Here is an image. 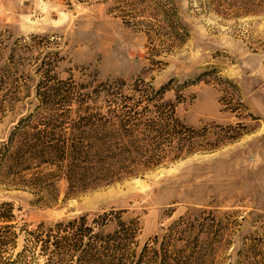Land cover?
Returning <instances> with one entry per match:
<instances>
[{
  "label": "rangeland",
  "instance_id": "obj_1",
  "mask_svg": "<svg viewBox=\"0 0 264 264\" xmlns=\"http://www.w3.org/2000/svg\"><path fill=\"white\" fill-rule=\"evenodd\" d=\"M131 2L0 0V146L35 111L37 88L56 89L55 102L90 101L103 98L102 83L121 80L159 87L171 79L165 98L178 119L242 134L94 190L71 191L57 179L50 205L39 201L44 190L0 185V203L14 205L12 253L22 229L114 211L137 221V253L148 243L176 257L209 228L215 245L203 247L205 264H264V0H169L188 33L180 44L149 16L156 10L141 15ZM34 257L30 264H44L46 255Z\"/></svg>",
  "mask_w": 264,
  "mask_h": 264
},
{
  "label": "trees",
  "instance_id": "obj_2",
  "mask_svg": "<svg viewBox=\"0 0 264 264\" xmlns=\"http://www.w3.org/2000/svg\"><path fill=\"white\" fill-rule=\"evenodd\" d=\"M130 4L142 7L141 15L148 8L156 10L149 16L160 17L178 44L188 37L175 9H166L169 0H132ZM170 82L159 87L144 80L128 87L123 80L102 83L103 98L90 101L64 98L55 102L56 89L53 93L37 88L40 100L35 111L18 119L1 143L0 185L44 190L46 195L39 201L50 205L57 179H64L71 191L94 190L198 151L211 152L242 134L233 125L197 130L178 119L175 103L165 98ZM126 88L129 94L124 93ZM72 112L78 116L71 118ZM13 211L12 203H0V264H30L36 252L46 255L44 264H205L208 252L203 247L215 245L213 233L202 228L176 257L161 254L148 243L137 253V221H125L119 212L109 211L90 219L81 215L22 229L23 244L12 253L18 240Z\"/></svg>",
  "mask_w": 264,
  "mask_h": 264
}]
</instances>
